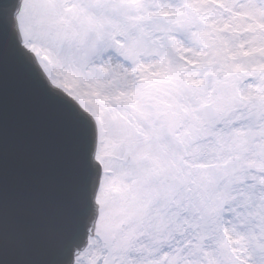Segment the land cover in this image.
Masks as SVG:
<instances>
[{
	"label": "snow or ice",
	"instance_id": "obj_1",
	"mask_svg": "<svg viewBox=\"0 0 264 264\" xmlns=\"http://www.w3.org/2000/svg\"><path fill=\"white\" fill-rule=\"evenodd\" d=\"M0 264H264V0H0Z\"/></svg>",
	"mask_w": 264,
	"mask_h": 264
}]
</instances>
